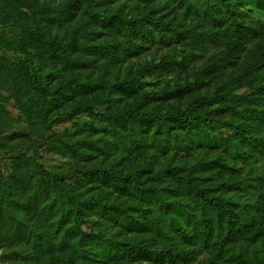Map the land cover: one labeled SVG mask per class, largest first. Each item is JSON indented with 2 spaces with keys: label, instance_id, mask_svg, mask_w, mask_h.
Listing matches in <instances>:
<instances>
[{
  "label": "trees",
  "instance_id": "16d2710c",
  "mask_svg": "<svg viewBox=\"0 0 264 264\" xmlns=\"http://www.w3.org/2000/svg\"><path fill=\"white\" fill-rule=\"evenodd\" d=\"M0 24L21 119L93 120L0 130L15 263L264 264V0H0Z\"/></svg>",
  "mask_w": 264,
  "mask_h": 264
},
{
  "label": "rangeland",
  "instance_id": "374dc122",
  "mask_svg": "<svg viewBox=\"0 0 264 264\" xmlns=\"http://www.w3.org/2000/svg\"><path fill=\"white\" fill-rule=\"evenodd\" d=\"M14 31L11 26H6L0 24V40L1 42L8 40V37H12ZM3 39V41H2ZM3 44V43H1ZM0 44L1 52L14 57V53L8 50L7 47H4ZM157 52L153 50L152 53ZM160 52V51H158ZM15 57H20V54L15 55ZM0 113L1 116H4V119H0V122H6V124L0 127V130L3 131V135L12 136L15 134L16 136L20 135H29L31 137V142L36 145L39 142L45 143V138H48V135L51 132H56L58 136L64 137V135L73 131L79 125H85L89 122H93V120L86 114L80 115L75 120L66 123L64 125H54L52 130L46 132L45 129L39 126H30L27 125L24 120L21 119V113L19 111V105L15 99L9 96V93L6 91H2L0 94ZM3 124V123H2ZM8 124V125H7ZM14 143V141H13ZM28 154H33L32 150H25ZM41 157L40 161L43 162L49 168L61 167L67 164L70 158L61 157L56 152H48V151H40ZM12 151L8 149H4L0 151V170L4 175H8L11 172V156ZM0 264H18L15 263L14 260L10 257L9 254H6L2 248H0Z\"/></svg>",
  "mask_w": 264,
  "mask_h": 264
}]
</instances>
